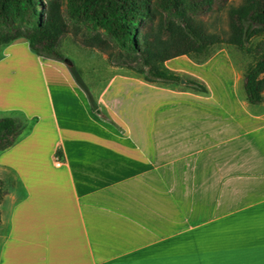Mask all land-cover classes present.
I'll return each instance as SVG.
<instances>
[{"label": "crops", "instance_id": "1", "mask_svg": "<svg viewBox=\"0 0 264 264\" xmlns=\"http://www.w3.org/2000/svg\"><path fill=\"white\" fill-rule=\"evenodd\" d=\"M214 57L165 64L205 83L184 67ZM46 64L47 104L32 116L52 143L46 162L34 149L21 167L25 196L0 202V264H264V100L125 68L87 84Z\"/></svg>", "mask_w": 264, "mask_h": 264}, {"label": "trees", "instance_id": "2", "mask_svg": "<svg viewBox=\"0 0 264 264\" xmlns=\"http://www.w3.org/2000/svg\"><path fill=\"white\" fill-rule=\"evenodd\" d=\"M213 6L214 0H68L63 8L57 0H0V47L25 39L37 55L62 61L59 42L71 28L111 65L148 82L179 84L182 76L166 60L179 55L199 60L230 44L254 57L244 73V92L249 103L258 104L264 99V0L230 5L223 33L209 30L202 18ZM185 81V87L208 92L203 81ZM88 99L96 109L89 93ZM19 131L15 118L0 117V150L11 146ZM3 195L0 179V202Z\"/></svg>", "mask_w": 264, "mask_h": 264}, {"label": "rangeland", "instance_id": "3", "mask_svg": "<svg viewBox=\"0 0 264 264\" xmlns=\"http://www.w3.org/2000/svg\"><path fill=\"white\" fill-rule=\"evenodd\" d=\"M57 1L65 8L68 0ZM240 2L241 0H214L213 9L202 16L208 29L220 33L225 32L227 30V8ZM100 30L102 31V28ZM257 40L258 38H254L253 43ZM59 49L65 55L62 61L37 55L30 50L25 39H18L0 47V117H13L20 125V131L12 146L6 151L0 150V163L9 165L0 164V179L7 199L13 196L15 199L25 196L26 188L23 182L25 172L21 171V167L25 168L28 165L29 153L34 149L38 151L37 162L40 165L46 162V149L52 143L47 136L40 140L36 139L35 135L43 132L36 124V117L32 116L34 112L42 113L47 104L45 92L47 61L65 64L75 76L78 74L82 76L87 84H100L104 81L103 75L109 73L111 69L124 71L121 67L111 65L106 54L99 48L85 45L71 28L61 37ZM212 57H214L213 61L201 68L188 66L184 68L201 74L200 76L216 98L224 100L243 98L245 100L244 73L247 66L254 60L252 54L234 45L221 44L216 46L208 57L194 60L205 62ZM228 61L234 68L235 78L238 81V89L235 93L232 89L234 75L228 66ZM181 76L184 80L187 78L200 80L187 74ZM17 169L20 170L19 173Z\"/></svg>", "mask_w": 264, "mask_h": 264}, {"label": "water", "instance_id": "4", "mask_svg": "<svg viewBox=\"0 0 264 264\" xmlns=\"http://www.w3.org/2000/svg\"><path fill=\"white\" fill-rule=\"evenodd\" d=\"M180 81H181V82H183V83H185V82H186L184 79H181Z\"/></svg>", "mask_w": 264, "mask_h": 264}]
</instances>
